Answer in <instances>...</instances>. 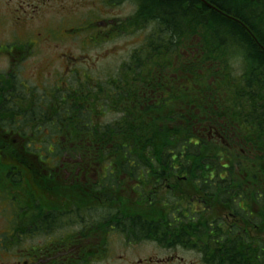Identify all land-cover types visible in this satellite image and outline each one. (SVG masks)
I'll return each mask as SVG.
<instances>
[{
	"label": "flooded vegetation",
	"instance_id": "af4514ba",
	"mask_svg": "<svg viewBox=\"0 0 264 264\" xmlns=\"http://www.w3.org/2000/svg\"><path fill=\"white\" fill-rule=\"evenodd\" d=\"M103 1L114 9H99L92 15L97 20L85 23L88 49L121 35H145L109 74L96 76L90 68L80 75L73 72L61 88L37 86L34 90L42 94L34 99L32 88L19 78L21 61L36 46L56 39L64 17L84 5L70 0H0V20L23 31L13 32L0 52L9 61L0 73V264H264V224L258 222L263 205L257 209L254 204L264 202V195L200 194L201 180L187 181V174L177 173L185 166L174 162L180 161L175 150L166 151L170 164L135 162L132 171L97 162L106 151L99 147L102 142L96 148L90 142L94 130L99 139H108L113 129L117 139H139L149 134L154 122L157 133L170 131V139H185L189 128L195 145L206 141L229 155H253L252 144L237 135L229 108L226 114L215 107L207 120L183 99L187 58L200 52L199 39L188 44L183 37L171 44L167 37L159 41L157 35H146L152 27L133 21V16L122 19L116 9L128 0ZM258 8L264 11V5ZM49 16L59 21L51 32L45 25L47 35L41 39L42 33L33 28ZM60 29L61 38L79 31L65 25ZM258 47L264 53V46ZM72 95L82 98V120L88 125L82 135L74 131V124L80 123L73 114L74 100L66 101ZM27 121L38 132L27 135ZM78 137L80 147L74 145ZM137 219L149 224L158 219L161 232L176 238L159 242L147 234L152 229L139 238L144 232H138ZM191 236L199 237L191 239L197 245L185 243ZM206 236L211 243H202ZM234 251L242 259L234 262Z\"/></svg>",
	"mask_w": 264,
	"mask_h": 264
},
{
	"label": "trees",
	"instance_id": "16d2710c",
	"mask_svg": "<svg viewBox=\"0 0 264 264\" xmlns=\"http://www.w3.org/2000/svg\"><path fill=\"white\" fill-rule=\"evenodd\" d=\"M135 1H137L138 12L143 18L147 17L146 20L150 18L151 21L159 22L161 25L157 28V32L153 29L154 33L149 34L159 36V41L167 37L171 44L174 39L183 37L188 44L194 37L199 39L200 52L194 58H189V65L186 66V86L183 99L188 107L194 106L199 109L207 120L215 107L225 111L226 114L229 108L234 117L233 126L239 133L237 135L252 144L253 155L251 157L229 155L226 149L206 141L195 145L189 128L186 129L185 139H170L168 136L170 131L164 130L163 135L157 133L158 124L154 122L150 125L149 134L139 139H117L114 129L108 139H99L97 131L94 130L95 133L91 136L90 142L92 141L94 148L102 142L99 147L106 151L104 156H100L102 159L100 161L97 159V162L115 163L122 171H132L130 165H134L135 162L138 164H170L173 161L166 151L175 150L177 154H180V161L175 160L174 162L184 163L185 166L177 173L187 174V181L201 180L200 194L229 197L250 195L252 198L264 195V184H261L264 182V53L258 47V45L264 46V32H259L257 25V22L264 20V14H262L264 12L251 8L256 3L264 5V0H205V3L212 8L195 0H184V2L177 0ZM182 3L185 6L182 7ZM136 22L148 23L137 18ZM161 32L167 34H161ZM252 36L258 40H252ZM231 38H237L236 41L240 42L243 47L238 45L240 50L232 52L224 49L226 40L230 44L228 41H231ZM241 48H244L245 53L247 51L249 53L245 54L244 61L247 68L244 69L243 75L235 80L231 78L230 73L227 75L226 63L238 60L235 53H239ZM259 83L261 85L257 87ZM67 99L74 100L73 114L80 120V123L74 124V131L82 135L88 126L82 120L84 117L82 98L72 95ZM34 127V123L27 121L26 134L37 131ZM139 131L141 132L142 129ZM80 142L81 139L78 137L74 140V145L80 147ZM163 150H165L164 153H162ZM159 178L161 177L154 175V179ZM205 180L223 181L224 183L205 184ZM248 181L250 183H247ZM192 186L197 187L194 184ZM259 203L263 205L260 211L264 212V202L254 201L258 208ZM260 211L258 212L261 215ZM260 215L258 222L262 227L264 215L262 218ZM136 221L138 232H144L139 235V238H146L147 234L159 242L167 237L173 240L176 238L161 232L162 225L158 219H154L151 224L140 222L139 219ZM151 229L152 232L147 233ZM185 238L186 244L197 245L191 239L199 237ZM209 239L210 237L206 236L202 237L201 241L211 243L207 241ZM228 242H224V245ZM235 243V241L232 242L233 245ZM238 251L242 252L240 249ZM238 251H234L232 255L231 259L234 262L242 259L237 258L236 252Z\"/></svg>",
	"mask_w": 264,
	"mask_h": 264
},
{
	"label": "rangeland",
	"instance_id": "374dc122",
	"mask_svg": "<svg viewBox=\"0 0 264 264\" xmlns=\"http://www.w3.org/2000/svg\"><path fill=\"white\" fill-rule=\"evenodd\" d=\"M70 1H73L74 4L81 1V5L84 6H78V9L71 12V15L65 16L63 19V23L58 25L57 32L55 33L57 38L52 40L50 43H47L45 46H36L33 50V53H31V55L19 66L20 80L25 81L26 84L35 89L39 85H59V87L61 88L63 86L60 84L64 82L66 83L67 81L71 80V75L73 72L80 75L87 68H90L91 73L96 76L109 74L117 67L116 64L119 60L126 58L127 54L132 48L131 46L138 40L142 39L141 35H145V33H136L135 35H121L120 37H118V39H114V41L103 43L101 47L90 45L88 49L84 45L87 40V33L85 32V30H83L85 28V23L87 21L97 20L96 18L92 17V15L99 9L104 8L108 12L109 10H113L114 8L106 6L105 4L108 3H105V1L103 0ZM128 1H131L133 5L124 3L123 6H120L119 8L117 7L116 9L121 12L120 16L122 17V19L134 13L133 18L151 23L142 24L145 27H152L157 32V28L161 26L159 25V22L151 21L150 18L146 20L145 18L147 17L143 18L138 12L139 9L137 6V1ZM261 5L262 4L260 3H256L252 5L251 8L252 10L258 9L260 11L258 7L261 8ZM85 6H87L88 8H86ZM181 6L183 7L185 5L182 3ZM232 6L234 7V5ZM97 18L99 19V17ZM101 18H105V13L102 14ZM45 19L46 20L37 23L33 28L35 32L42 33V36L40 37L41 39L47 35L45 31V25L47 31L51 32L56 26V21H59L57 16H49ZM263 22L264 20H262L258 27L259 32H264ZM61 25H65L66 28H75L79 31H77V33H72L68 36H65L64 38H61V36L59 35V33L62 31V29H60ZM13 32H16L17 35H23V31L21 29L11 26L8 21L0 20V45H4L7 43L9 44L10 37L12 36ZM146 32L147 35L148 31ZM162 33L164 32H161V34ZM34 37L35 40H38V37L36 35H34ZM231 39V41H228L230 44H228L226 40L224 49H229L232 52L233 50H240L238 48L239 46L243 47L240 42L236 41L237 38ZM254 39L258 40V38H256L255 36ZM92 47H96L98 49ZM2 49L3 47H1V50ZM99 50H101V54L98 58H95ZM235 56L238 60L232 63H226V73L227 75L230 73L231 78L237 80V78H240L243 75L244 69L247 68V64L244 62V48L239 53H235ZM8 67L9 61L7 57L1 55L0 73L5 72ZM65 83L63 85H66Z\"/></svg>",
	"mask_w": 264,
	"mask_h": 264
},
{
	"label": "bare ground",
	"instance_id": "6f19581e",
	"mask_svg": "<svg viewBox=\"0 0 264 264\" xmlns=\"http://www.w3.org/2000/svg\"><path fill=\"white\" fill-rule=\"evenodd\" d=\"M195 1H197V2H201L202 4H204V5H206L207 3H205V0H195ZM207 6H209L208 4H207ZM210 8H212L211 6H209ZM262 11V10H261ZM246 40V39H245Z\"/></svg>",
	"mask_w": 264,
	"mask_h": 264
}]
</instances>
